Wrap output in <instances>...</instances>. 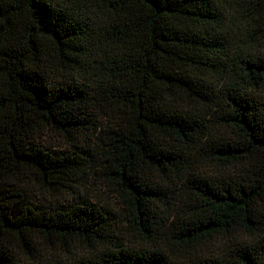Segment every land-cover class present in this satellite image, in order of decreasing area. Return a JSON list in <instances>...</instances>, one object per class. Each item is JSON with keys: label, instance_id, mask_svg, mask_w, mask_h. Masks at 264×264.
Wrapping results in <instances>:
<instances>
[{"label": "trees", "instance_id": "trees-1", "mask_svg": "<svg viewBox=\"0 0 264 264\" xmlns=\"http://www.w3.org/2000/svg\"><path fill=\"white\" fill-rule=\"evenodd\" d=\"M0 264H264V0H0Z\"/></svg>", "mask_w": 264, "mask_h": 264}, {"label": "rangeland", "instance_id": "rangeland-1", "mask_svg": "<svg viewBox=\"0 0 264 264\" xmlns=\"http://www.w3.org/2000/svg\"><path fill=\"white\" fill-rule=\"evenodd\" d=\"M43 141L46 145L53 146L60 152L74 150V147L53 133L45 134L43 136ZM34 194L36 197L34 198L35 201L37 203L40 202L45 206L55 207L58 204L66 205L67 203L76 201L78 196H83L88 197L89 201L92 203L108 207L113 213H119V209L114 202V198L102 186H100L99 182L92 179L78 183L76 193L74 195L69 193L68 195L58 196L56 193L44 191L40 187H35Z\"/></svg>", "mask_w": 264, "mask_h": 264}]
</instances>
